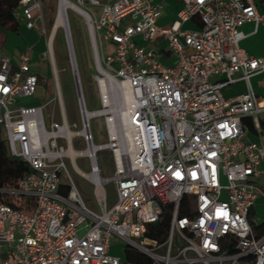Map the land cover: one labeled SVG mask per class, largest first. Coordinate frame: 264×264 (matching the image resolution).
I'll use <instances>...</instances> for the list:
<instances>
[{
    "label": "built area",
    "instance_id": "obj_1",
    "mask_svg": "<svg viewBox=\"0 0 264 264\" xmlns=\"http://www.w3.org/2000/svg\"><path fill=\"white\" fill-rule=\"evenodd\" d=\"M179 1L178 18L159 25L162 2L77 0L86 9L81 16L97 70L102 108L95 111L87 108L65 10L63 28L80 89L79 129L69 123L52 31L44 58L54 73L59 121L50 120L48 103H18L37 92L33 46L16 59L0 52V133L9 154L30 167L17 184L0 188L23 202L17 208L0 201V264H122L111 254L113 238L155 264H264V231L258 232L254 214L264 199V142L248 138L249 121L262 136L264 97L251 78L264 73V58L249 55L240 44L246 37L242 25L264 24V12L256 0ZM59 7L60 0L57 15ZM16 15L28 29L36 28L42 1L19 0ZM195 17L201 28H186ZM156 40L166 43L175 64L165 60L160 44L151 45ZM238 80L247 90L224 97L223 88ZM97 116L105 119L104 144L94 142L91 119ZM76 138L85 149L77 148ZM105 149L115 168L107 178L98 164ZM80 156L88 158L89 173L77 165ZM67 159L94 186L97 209L85 202ZM111 182L117 201L109 206ZM62 184L70 186L68 195ZM167 205H172L168 235L158 242L147 235V225L161 221Z\"/></svg>",
    "mask_w": 264,
    "mask_h": 264
},
{
    "label": "rangeland",
    "instance_id": "obj_2",
    "mask_svg": "<svg viewBox=\"0 0 264 264\" xmlns=\"http://www.w3.org/2000/svg\"><path fill=\"white\" fill-rule=\"evenodd\" d=\"M42 1V17L37 22V27L28 29L21 15H18L20 21V33L11 34L5 46L0 52L16 59L17 54L27 46H33V71L37 76V92L33 96L19 98L18 103L21 105L32 106L48 103L46 113L50 114V120H60V105L57 100V90L55 85L54 73L48 58L44 55L49 52L47 38L52 31L54 21L56 20L58 10V0H41ZM77 3V0H71ZM87 9H93L86 4ZM175 8V7H174ZM69 21L71 27V38L76 55V61L79 69L82 88L89 111H95L102 108L98 87L95 81L97 73L93 51L90 43L88 28L84 18L76 11L69 9ZM186 27V26H185ZM43 28L47 33L43 34ZM187 28V27H186ZM153 45V44H151ZM53 48L55 52L57 67L59 69V79L67 110L69 123L77 124L79 129L82 119L79 111V99L77 86L73 74L72 65L67 45L66 32L60 27L54 36ZM106 53H111L110 46H106ZM264 88V87H263ZM264 92V89H263ZM91 127L96 144H104L108 142V133L105 119L103 116L93 117L91 119ZM4 137V135L2 134ZM76 146L78 149H85L86 145L76 138ZM98 164L102 172V176L112 177L114 175V159L110 149L100 151L98 155ZM72 178L76 183L85 202L92 208L97 209L94 186L84 176L80 175L73 167L70 160H66ZM77 165L85 173L91 171V166L87 157L80 156L76 160ZM107 202L112 206L117 201L116 184L111 182L107 185ZM257 217L264 223V201L257 203ZM84 233V231L82 232ZM139 241V240H137ZM127 243L118 238L112 239V254L122 259L124 263V250ZM140 251V250H139ZM142 252V251H141Z\"/></svg>",
    "mask_w": 264,
    "mask_h": 264
},
{
    "label": "trees",
    "instance_id": "obj_3",
    "mask_svg": "<svg viewBox=\"0 0 264 264\" xmlns=\"http://www.w3.org/2000/svg\"><path fill=\"white\" fill-rule=\"evenodd\" d=\"M264 1V0H261ZM19 0H0V50L5 46L11 34L20 33V21L16 15ZM28 172L29 165L21 158L9 154L6 139L0 133V188L17 184ZM61 192L68 195L70 186L62 184ZM0 201H4L17 208H23V202L17 204V200L0 193ZM172 205L166 206L164 218L158 223L147 225V235L158 242H163L167 235L170 224ZM258 232L264 231V224L257 228ZM123 264H155L153 260L143 252L127 246L124 250Z\"/></svg>",
    "mask_w": 264,
    "mask_h": 264
},
{
    "label": "crops",
    "instance_id": "obj_4",
    "mask_svg": "<svg viewBox=\"0 0 264 264\" xmlns=\"http://www.w3.org/2000/svg\"><path fill=\"white\" fill-rule=\"evenodd\" d=\"M103 1H113V0H103ZM155 2H162L165 6L164 11L158 18L157 23L159 25H169L173 23L178 18V13L183 7V4L179 0H154ZM257 8L260 12H264V1L256 0ZM175 7V8H174ZM185 26L189 29H199L201 28V22L198 17H195L188 21ZM240 30L245 34V38L241 41V47L249 54L255 57L264 58V24H260L256 27L254 22H246L242 25ZM153 45H161V50L165 56V60L173 65L176 63V58L170 54L167 50L166 43H161L160 40L154 41ZM146 45H150L146 43ZM222 76L215 77V80H222ZM252 86L255 92L264 97L263 87H264V73L255 75L251 78ZM247 90V84L244 80H238L236 83L232 85H228L223 88V95L227 99L237 97L243 94ZM262 120L264 122V114L262 115ZM249 133L248 138L255 142H260L261 140L264 142V125L262 136L255 131L253 126H251V122L249 121ZM264 201V199H259L257 201ZM257 203L254 209V214L259 221V224L262 225L259 218L257 217L258 208ZM112 247V246H111ZM112 254V248H111Z\"/></svg>",
    "mask_w": 264,
    "mask_h": 264
},
{
    "label": "bare ground",
    "instance_id": "obj_5",
    "mask_svg": "<svg viewBox=\"0 0 264 264\" xmlns=\"http://www.w3.org/2000/svg\"><path fill=\"white\" fill-rule=\"evenodd\" d=\"M69 9H72L79 13L80 15L84 16L86 9L73 1L70 0H60V7H59V12L56 17V20L54 21V28L52 30L51 36L54 38L56 31L60 28L63 27L65 24V10L68 11Z\"/></svg>",
    "mask_w": 264,
    "mask_h": 264
},
{
    "label": "water",
    "instance_id": "obj_6",
    "mask_svg": "<svg viewBox=\"0 0 264 264\" xmlns=\"http://www.w3.org/2000/svg\"><path fill=\"white\" fill-rule=\"evenodd\" d=\"M71 45H72V39H71ZM74 72H75V74L77 75V69H76V64H74ZM78 89V91L80 92V89L79 88H77Z\"/></svg>",
    "mask_w": 264,
    "mask_h": 264
}]
</instances>
